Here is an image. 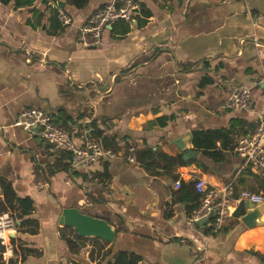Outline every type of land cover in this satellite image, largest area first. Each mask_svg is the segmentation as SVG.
Here are the masks:
<instances>
[{
  "label": "crops",
  "instance_id": "0c3cea01",
  "mask_svg": "<svg viewBox=\"0 0 264 264\" xmlns=\"http://www.w3.org/2000/svg\"><path fill=\"white\" fill-rule=\"evenodd\" d=\"M105 1L89 0L81 9L64 1L73 24L59 29L50 21L56 2L0 3V179L18 197L32 199L39 222L37 234L12 238L42 254L16 264H98L96 257L69 252L59 232L66 208L105 220L114 231L106 248L112 255L134 253L138 264H264V237L257 231L264 224L247 228L234 215L211 234L188 220L198 201L190 210L194 202L179 201L183 195L174 185L180 180L183 190L203 177L214 185L231 182L235 193L264 196V177L243 167L220 140V158L193 143L194 132L230 129L234 145L264 112V83L254 85L264 77V0H140L149 16L140 11L131 24L118 21L101 44L84 47L77 27ZM236 85L250 88L245 110L223 107ZM30 107L50 114L76 146L100 130L97 140L108 141L119 157L55 170L61 150L13 125ZM186 134L185 147L196 156L172 172L177 179L163 170L152 175L124 158L131 146L134 155L145 147L181 155L175 141ZM2 257L4 264L15 259L12 247Z\"/></svg>",
  "mask_w": 264,
  "mask_h": 264
},
{
  "label": "built area",
  "instance_id": "2783aa9c",
  "mask_svg": "<svg viewBox=\"0 0 264 264\" xmlns=\"http://www.w3.org/2000/svg\"><path fill=\"white\" fill-rule=\"evenodd\" d=\"M140 0H106L103 6L95 9L89 17L77 27V40L84 47L101 44L105 30L118 21L131 24L140 16ZM56 17L61 26L73 24V17L64 9H57ZM264 83V77L254 82V85ZM250 100V88L246 85H236L224 103L225 109L245 110ZM14 126L27 129L39 136L55 149L70 153L71 164L88 166L101 160H114L119 157L110 146L100 140L89 138L81 146H76L63 126L54 122L50 114L37 108L21 110ZM233 153L241 158L242 165L249 168L259 177H264V112L259 114L254 128L240 135L232 147ZM134 148H128L124 157L131 164H136ZM180 180L175 182V188L180 187ZM193 189L198 194V204L191 211L188 220L194 224L207 226L211 234L218 233L234 216L241 204H259L264 196L248 190L235 193L230 183L223 185L209 184L203 177L193 180ZM17 220L8 212H0V245L11 247L9 238L17 232ZM3 254V253H2ZM3 259V257H2Z\"/></svg>",
  "mask_w": 264,
  "mask_h": 264
},
{
  "label": "trees",
  "instance_id": "16d2710c",
  "mask_svg": "<svg viewBox=\"0 0 264 264\" xmlns=\"http://www.w3.org/2000/svg\"><path fill=\"white\" fill-rule=\"evenodd\" d=\"M36 0H0L1 4H9L13 3L15 8L25 7L32 5ZM56 0H45V2ZM68 5L73 6L76 9L85 8L89 4V0H64ZM142 13L144 16H149L150 11L146 10L142 7ZM57 9H51L50 21L55 22L56 25L53 27L54 29H59L61 27L60 22L56 17ZM129 26L123 29V33H127ZM92 127H95V123H91ZM232 130L227 129H214L208 130L205 132L197 131L193 133V143L195 147L202 149V153L220 158L221 152L217 151L215 148V141H221V148L223 150L232 149L233 140L230 137ZM101 131L95 129L92 132V136L94 139L101 138ZM103 144L106 146H110L108 141L103 139ZM136 161L138 164L148 173L152 175L159 176V170L166 171L168 175H172L174 179H177L176 175H173L172 172L176 170L178 166H186L189 163L193 162L192 158L184 159L182 154L176 156H169L166 153L162 152L160 149H152V148H142L136 151L135 153ZM71 162V156L69 152L61 151V156L56 160L53 168L55 170H63L66 171ZM109 178V174L107 169L105 168V179ZM261 190L264 191V180L260 182ZM179 193L183 195V197H179V201H189L194 202V205L190 207V210L196 205L198 201V194L194 192L193 186H185L182 190V183L179 187ZM33 210V201L30 197L20 198L16 195L15 190L12 184L6 180L0 179V212H8L12 215L18 222L16 231L22 234L35 235L39 231V222L37 219L32 217ZM245 213V206L241 204L239 208L235 211L234 215L236 218L242 216ZM264 219V214H263ZM260 234V237H264V229L257 230ZM61 237L66 242L68 250L71 254H78L80 250L85 246L86 241L91 240L94 242V246L97 247L96 258L99 262L104 261L107 257L105 264H138L140 261V257L134 253L129 252H117L112 253V249L110 247L106 248V246L110 243L105 240H100L96 237H82L76 233L74 228L70 226H62L59 229ZM9 243L12 247V253L15 256V259H9L7 264H16V263H25L28 258H39L41 257V252L35 248H31L26 246V243L18 237L9 238ZM102 251V254L99 252ZM5 252V247L0 245V264H4V260L2 259V253ZM90 260H94L93 252L89 254Z\"/></svg>",
  "mask_w": 264,
  "mask_h": 264
},
{
  "label": "water",
  "instance_id": "95a60500",
  "mask_svg": "<svg viewBox=\"0 0 264 264\" xmlns=\"http://www.w3.org/2000/svg\"><path fill=\"white\" fill-rule=\"evenodd\" d=\"M56 3L57 8L63 9L61 4H64V1L56 0ZM50 6H53V4H50ZM188 137V134H186L177 138L175 141V144L180 149L185 159L196 156L195 152L185 147V142ZM246 204L247 208L245 213L240 217L241 223L247 228L263 225L264 222L260 221L259 218L264 212V201L255 206H250L248 203ZM59 223L63 226L74 228L76 233L82 237H97L108 242H111L114 238V231L105 220L82 213L77 208L63 209L59 218ZM201 223H203V221ZM13 236L14 234H11L10 237L12 238Z\"/></svg>",
  "mask_w": 264,
  "mask_h": 264
},
{
  "label": "rangeland",
  "instance_id": "374dc122",
  "mask_svg": "<svg viewBox=\"0 0 264 264\" xmlns=\"http://www.w3.org/2000/svg\"><path fill=\"white\" fill-rule=\"evenodd\" d=\"M264 193V192H262ZM229 221V219H228ZM93 252V257H96L97 254V247L94 246V242L91 240L86 241L85 246L80 250V254H82V256H84L86 259H90L89 258V254ZM99 254H102V251L99 252ZM104 262H102L101 264H103ZM99 264V262H98Z\"/></svg>",
  "mask_w": 264,
  "mask_h": 264
},
{
  "label": "bare ground",
  "instance_id": "6f19581e",
  "mask_svg": "<svg viewBox=\"0 0 264 264\" xmlns=\"http://www.w3.org/2000/svg\"><path fill=\"white\" fill-rule=\"evenodd\" d=\"M264 214V213H263ZM263 216V215H262Z\"/></svg>",
  "mask_w": 264,
  "mask_h": 264
}]
</instances>
